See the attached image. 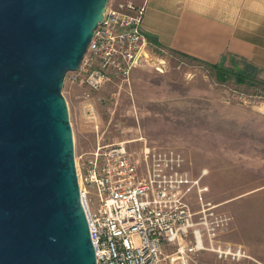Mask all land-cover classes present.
<instances>
[{
  "label": "water",
  "instance_id": "1",
  "mask_svg": "<svg viewBox=\"0 0 264 264\" xmlns=\"http://www.w3.org/2000/svg\"><path fill=\"white\" fill-rule=\"evenodd\" d=\"M109 0H0V264H97L63 94Z\"/></svg>",
  "mask_w": 264,
  "mask_h": 264
},
{
  "label": "rangeland",
  "instance_id": "2",
  "mask_svg": "<svg viewBox=\"0 0 264 264\" xmlns=\"http://www.w3.org/2000/svg\"><path fill=\"white\" fill-rule=\"evenodd\" d=\"M162 55V71L138 68L129 84L110 82L95 92L71 83L67 73L63 94L77 167L99 145L140 133L158 149L175 148L190 174L202 176L209 187L206 206L224 221L218 238L243 245L248 254L226 261L204 251L196 258L205 264H264V72L248 84L232 74L222 79L203 62L170 52ZM223 62L225 68L233 67L230 58ZM86 93L95 101L92 111ZM141 143L130 147L137 149ZM190 202L195 210L203 207L195 196Z\"/></svg>",
  "mask_w": 264,
  "mask_h": 264
},
{
  "label": "built area",
  "instance_id": "3",
  "mask_svg": "<svg viewBox=\"0 0 264 264\" xmlns=\"http://www.w3.org/2000/svg\"><path fill=\"white\" fill-rule=\"evenodd\" d=\"M144 13L134 0L109 1L68 80L95 92L110 82L129 84L138 68L162 71L169 51L144 31ZM85 96L92 111L95 101ZM139 139L144 143L137 149L132 140L99 145L77 167L97 264H205L196 258L204 251L226 261L247 257L243 245L218 238L223 218L209 211V187L190 174L183 154ZM194 196L202 208L191 206Z\"/></svg>",
  "mask_w": 264,
  "mask_h": 264
},
{
  "label": "crops",
  "instance_id": "4",
  "mask_svg": "<svg viewBox=\"0 0 264 264\" xmlns=\"http://www.w3.org/2000/svg\"><path fill=\"white\" fill-rule=\"evenodd\" d=\"M141 4L143 29L159 47L211 63L233 56L264 72V0H142Z\"/></svg>",
  "mask_w": 264,
  "mask_h": 264
},
{
  "label": "trees",
  "instance_id": "5",
  "mask_svg": "<svg viewBox=\"0 0 264 264\" xmlns=\"http://www.w3.org/2000/svg\"><path fill=\"white\" fill-rule=\"evenodd\" d=\"M154 42H156V40L152 37H150ZM175 54L181 55L183 57H187L199 62H203L207 65H209L211 68H215L217 71V74L219 77H221L222 79L227 78V76H230L231 74L233 76L236 77V80L239 82H246L248 84H250L253 80H255L256 78L258 79V74L261 72V69L249 62H247L246 60H242V62H240L239 60H237L235 57H229L232 61L233 67L232 68H225L223 65V61L227 59V57H223V59L220 62L217 63H211V62H206L203 60H200L198 58L192 57L186 53L183 52H178L175 51ZM240 63H243V65H240ZM256 79V80H257Z\"/></svg>",
  "mask_w": 264,
  "mask_h": 264
},
{
  "label": "flooded vegetation",
  "instance_id": "6",
  "mask_svg": "<svg viewBox=\"0 0 264 264\" xmlns=\"http://www.w3.org/2000/svg\"><path fill=\"white\" fill-rule=\"evenodd\" d=\"M139 136H142V137H145V138H146V136H145V135H142L141 133H140ZM139 136H136L135 139H133L132 141H133V142H136V141L142 142V143L140 144V147H141V146L143 145L144 141H143L142 139H139ZM138 148H139V147H138Z\"/></svg>",
  "mask_w": 264,
  "mask_h": 264
}]
</instances>
